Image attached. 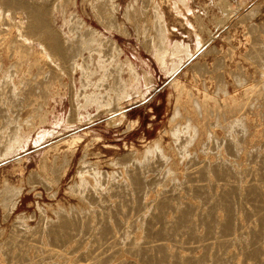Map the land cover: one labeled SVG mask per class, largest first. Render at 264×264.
Listing matches in <instances>:
<instances>
[{"label":"rangeland","instance_id":"374dc122","mask_svg":"<svg viewBox=\"0 0 264 264\" xmlns=\"http://www.w3.org/2000/svg\"><path fill=\"white\" fill-rule=\"evenodd\" d=\"M98 1L107 3L103 9L106 20L104 15L100 17L105 21L112 5H116L113 22L122 33L110 35L98 23L93 15ZM49 3L57 14L62 13L56 28L67 54L63 61L53 60L50 90L54 95H49L48 89L25 95V99L11 92L7 99L0 98V135L6 136L14 124L25 122L19 132L0 141V264L18 262L12 256L22 246L12 242L24 235L34 238L33 246L38 241L34 248H25L28 257L33 251L39 256L43 249L59 245L72 249L77 241L76 251L86 250L88 238L81 233L78 219L87 209L97 208L99 212L104 207L105 216L100 213L96 217V209L94 222L107 218L115 231L116 219L132 220L138 209L146 217L138 213L140 220L131 235L157 240L147 235L151 216L160 211L151 207L158 203L160 193L164 194L162 187L168 189L172 183L176 187L168 190L176 192L172 195L165 189V193L178 198L171 202L186 201L195 207L190 214L195 224L193 233L213 239L218 232L216 225L209 218L206 222L200 220L196 214L206 209L200 205L204 196L183 188L190 185L185 175L189 167L206 161L212 181L221 178L219 170L226 171L229 180L235 178L240 187L251 178L264 176V0ZM79 19L99 32L83 34ZM48 59L45 54L40 64L43 66ZM76 64L80 72L72 73ZM127 64L134 77L128 75ZM6 71L0 73L2 83L7 79ZM175 81L179 87H175ZM4 90L7 87L0 89ZM73 136H80V141L73 147L75 155L66 167L62 142ZM64 169V175L59 176ZM154 182L161 186L153 189ZM183 182L186 186L181 185ZM212 189L211 195L220 191ZM250 196L244 191L229 197L242 224L255 203ZM146 205H153V214L148 210V215L152 214L148 217ZM109 206L121 208L116 211ZM217 212L223 214L221 209ZM162 213L166 220L176 215L166 210ZM155 223L151 222L154 230L161 226ZM204 223L211 225L213 234H206ZM187 235H178L175 240L188 241ZM171 242L166 241L169 245ZM177 247L176 251L188 253ZM217 248L209 247V252L195 249L192 253L202 256L204 252L208 255L205 264H215L216 253L221 256L223 250ZM113 256L111 262L128 261L125 264L139 262L140 258L126 251ZM243 258L238 255L230 262L241 264ZM261 259L263 256L258 262ZM224 262L218 261L230 264Z\"/></svg>","mask_w":264,"mask_h":264},{"label":"bare ground","instance_id":"6f19581e","mask_svg":"<svg viewBox=\"0 0 264 264\" xmlns=\"http://www.w3.org/2000/svg\"><path fill=\"white\" fill-rule=\"evenodd\" d=\"M98 3L99 6H96L95 10L93 11L94 12L93 15H95L96 18H98L96 19L99 21L98 23H100L102 28L110 35L122 33L120 31V28L117 25H115V23L113 22L115 17V11H117L116 5H112L111 13H110L111 17L109 16L108 21H105L106 17L103 9L107 7V3L103 1H98ZM9 10H12L13 12L11 14H8ZM125 10L123 13L124 15H125ZM57 13L58 12H56L50 6L49 0H0V70H2L0 71V73L7 70L5 75L7 76L6 81H3V83L2 81H0V87H1L0 89L2 90L3 87L5 86L7 87V90H4L2 92L0 91V98L7 99L11 92L16 96H22L23 99H25V95L33 96L39 91H44V90L46 91L48 89H49V95L51 96L54 95V90H50L51 89L50 86L52 84L51 80L53 78V74L55 70L53 60L55 58H58L63 61L67 57L66 48L64 47V42L61 41L56 28L57 18L58 16L62 17V13L61 14H57ZM101 14L104 15L105 20L100 18ZM79 20L84 28L83 34L86 35L90 33L97 34V32H99L96 29H93L92 27L88 26L84 20L82 19ZM10 39L12 40L11 42H13L12 45L9 44ZM111 42L113 43V46L115 48H118V45L114 40H111ZM45 54L49 57V59L47 62L43 63L42 66L40 62L43 56H45ZM46 65H48V67ZM127 66H128L127 70L129 72L128 75L130 77H134L133 69L130 67V65L127 64ZM78 68H80V65L76 64L72 69V73H76L77 71L80 72ZM32 72H35L36 75H32L31 74ZM177 83L178 82L176 81L174 82L175 87H179ZM204 98L206 100H209V97L206 93H204ZM230 98H232L231 95ZM24 124L25 122L23 121L19 122L18 124H14V127L8 130L6 136H4L3 134L0 135V141L4 139L8 140L6 138L11 137L12 134L16 132H19L20 127H22ZM26 133L29 134V131H27ZM79 141H80V136H73L72 138L68 140H64L62 142V144L66 147L63 150V152L66 153L64 157V163L66 167L72 161L75 155V149H73V147ZM208 165L209 163L205 161L202 164H197L196 166L189 167L187 169V172L185 171L186 172L185 176L187 177L186 179L189 180L188 183L190 185L187 186L185 185L187 181L181 183V185L184 184L182 186H186L183 188L184 189L187 188V191L189 190L195 193L196 195L204 196L202 198L205 200V202L204 200H201L200 205L201 206L204 205L206 209L201 210L200 212L196 211V214L200 220L205 219L204 222H206L207 218H209V222H213V224L216 225L215 227L218 231L217 234L214 233L215 235L213 239L211 236L209 237V239L211 238L212 242H210L211 240L209 241L208 238L207 239L205 238L207 240L206 241L205 239L202 238V236L200 237L199 234L193 233L192 229L195 224H194V219L190 218V216H192L190 214L194 213V211L192 210H195L193 204L186 201H184V203H180V201L179 202L177 201V203L174 202L175 203L174 204L171 201L177 197V196L176 197L174 196L175 198L172 197L173 195L172 191L175 190L172 191L170 190V192L172 193V195L170 196L169 194L165 193L166 190L169 192L168 189L170 186L174 188L176 187L172 183L174 181H172L171 182L172 185L167 187L168 189L164 188L163 190L162 187V191H164V194L160 193V195L158 196L159 197V200L157 199L158 203L155 202L157 203L156 204L157 207L156 206H154L153 208L151 207V209L160 208L159 209L160 211L158 212L155 211L158 213V214L156 213L157 215L156 214L152 215L153 210L150 209V206L155 205L153 204L154 200L152 201L153 203H150L153 205H149V207L148 205H146V208L148 207L146 214L147 217L152 215L151 216L152 219L147 227V233H148L147 235L148 236L154 235L156 236L157 240L153 239V241H149L146 239H139L136 236L131 235V232L134 231L137 222L140 220L139 217L141 216V212L138 209H136V211L140 212V213L138 212L139 217H138V213L136 212L137 214L135 215L137 216L135 217V215H132V217L133 216L135 217L132 220H130L131 218L129 220L127 219L122 220L120 218L116 219L115 220V224H116L115 228H117L116 231L113 230L108 225L107 218H103V217H102L103 219L98 218V220L94 222L97 219L94 218L97 213L98 214L96 217H99L100 213L104 214L103 212L104 207L102 208L103 211L100 210L99 212H97L99 209L96 208L97 210L96 209L95 210L97 213L95 215H94L95 210L94 211L92 210L93 211L92 212L90 211V209H87L86 212L85 211L81 212L83 213V216L81 215V218L78 219V225L80 226V228L81 226L83 228V231H81L80 229L81 233H84V235L87 236L88 238L89 244L87 245L88 248H86V250L76 251L77 248L76 244L78 243V241L75 240L77 241V243L75 244L76 247L74 246L75 248L70 247L72 249H62L63 248L62 245L50 247L48 249L44 247L46 249L43 250L41 249L43 252L37 249L38 251H40L39 253H41L40 255L38 254L39 256L37 255L34 256L35 254L34 252L36 251H33V256L28 257L26 255L27 252L25 253L24 250H28L25 249L28 247V245L33 246L34 238H32L31 236V238L33 239L32 240L29 235H28L29 238H27L26 235H24V237L22 236L19 240H14L12 242L14 245L18 243L22 246L19 249V252L12 256L13 257L12 259L15 260L17 259L18 262L15 261L16 262L15 264H125L128 261L121 260L113 263L111 262V258L113 259L114 257L113 255L115 254L126 251L129 252L130 255H135L136 257L140 256L138 260L139 262L130 261L129 264H205L204 261L206 258L204 259V257L208 255L205 256L203 251L204 250L207 251L209 247L216 246V248L219 247L217 248V250H219L220 248H222L223 250L221 252V256L220 254L218 256V254L216 253L217 261L214 260L215 257L213 259L215 261V264H220L221 262L218 263V261H223V260H226L227 263L231 264L230 260L235 261L234 259L238 255L244 257L243 258L244 262L243 261H242L243 263L240 262L241 264H264V176L260 175L259 179L251 178V180H248V182L245 183L243 187L242 186L240 187L239 183H237L235 178L233 180H229L226 171L219 170V175L221 176V178L217 179L216 181H212L208 177V170H209ZM65 171L66 169H64L63 172L59 174V176H63ZM184 174L185 173H183V175ZM232 174H235V172H232ZM172 178L170 177V179ZM159 180H161L162 182L161 178ZM159 185H160L159 183L158 185L155 184L153 189H155V187ZM179 188H180L179 190L183 189L181 187ZM214 188L220 190V191L218 190L220 193V194L218 193L219 195L218 194L211 195V192L209 191L211 189L214 190ZM176 190H178V187ZM244 191L248 194V196L251 195L250 199L255 203H253V208L251 212L249 211L248 214H245L246 222L242 224L239 222V219L235 216L234 209L231 208V202L229 200V197L230 195L232 194L234 195L236 193L237 195H239ZM92 194L90 196L94 195ZM102 194L103 193H101V195ZM176 195H178V193H176ZM104 196L105 195H103V197ZM106 199L107 198L103 200L105 201ZM97 200L101 202L100 198L96 199V201ZM102 203L103 202L99 203V205ZM108 203L105 204L108 205ZM116 204L118 205V202ZM96 205L98 204L96 203ZM201 206L199 207L201 208ZM117 208H118L117 210H119V208L121 207L118 206ZM140 208L141 207H139V209ZM110 209L113 208L110 207ZM110 209H108L107 207L106 210H110ZM217 209H221L223 211V214L220 215L217 212ZM113 210H116V208ZM148 210H151L152 213L151 215L150 214L148 215V213H150ZM164 210H166V213L167 211H169L175 213L176 215L173 216L171 220H166V218H164L165 216L164 217L162 216L165 215V213L164 214L162 213L164 212ZM119 213L121 214V212ZM155 215H156V220H154L153 217ZM103 216H105V214ZM145 217L146 216L144 215L143 218ZM162 217L164 219H162ZM153 221L154 222L156 221L157 223H161V226L160 227L158 226L159 228L157 227L156 230H154L151 227V222ZM252 221L254 222L253 223L254 225H251ZM198 222L200 221L198 220ZM201 222L199 224L203 223ZM197 227H200V225ZM206 228H207L206 234L208 233L209 235L213 234V233L210 234L211 232L210 230L212 228L210 224H207ZM127 232L129 233V235H127L128 234ZM186 233H188L189 236ZM183 234L190 237V239L186 237L185 239H187L188 241L183 239V241L181 240L177 242L176 240L178 238L176 240L175 238L182 236ZM152 237L150 238L152 239ZM79 239L82 238L79 237ZM121 239L124 240L122 241L123 244H121ZM35 241L36 243H38L37 240ZM166 241L168 242L172 241L173 243L172 242L171 243L173 245L170 244L171 245L170 246L169 244L166 243ZM208 241L210 243H208ZM35 244L33 248L35 247ZM177 245H178L177 248H184V250L186 249L188 253L176 251L174 248ZM40 248H42V246ZM230 248L233 249L232 252L226 251L224 253L225 250ZM195 249L196 250L204 249L201 251V254L203 252V255L197 256L193 254L192 252ZM213 249L211 250L212 253H213ZM236 249L238 250V252L234 251ZM73 254L75 255L70 260ZM260 256H263V259H261L258 262V258ZM9 258H11V256ZM9 258L8 260H10ZM249 258L250 260L247 261ZM210 259L212 260V258ZM228 259L229 261H227ZM208 260L206 262H208ZM11 261L13 262L14 260ZM8 262L10 264L12 263L10 261ZM8 262L6 263L9 264Z\"/></svg>","mask_w":264,"mask_h":264}]
</instances>
